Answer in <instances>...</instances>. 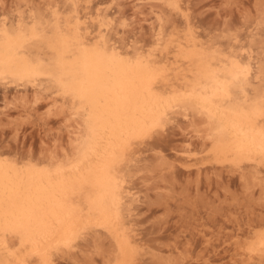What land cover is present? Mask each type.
Instances as JSON below:
<instances>
[{"label":"bare ground","instance_id":"6f19581e","mask_svg":"<svg viewBox=\"0 0 264 264\" xmlns=\"http://www.w3.org/2000/svg\"><path fill=\"white\" fill-rule=\"evenodd\" d=\"M81 3L69 0V12L47 3L49 18L29 9V17L0 19V88L47 95L73 122L62 151L23 158L0 149V264H147L136 179L165 157L163 143L180 117L202 146L184 138L162 171L200 176L237 168L264 189L260 31L212 33L188 3L160 0L153 38L126 43L113 39L111 10L98 4L94 32ZM181 22V34L166 33ZM201 154L211 168L202 167ZM247 234L244 252L264 264V230Z\"/></svg>","mask_w":264,"mask_h":264},{"label":"rangeland","instance_id":"374dc122","mask_svg":"<svg viewBox=\"0 0 264 264\" xmlns=\"http://www.w3.org/2000/svg\"><path fill=\"white\" fill-rule=\"evenodd\" d=\"M51 1L55 3L52 4ZM92 1L82 0L83 6L81 3V12L86 22L90 20V26L95 27L101 19L97 14L100 13L98 4L103 3L102 6L108 12L111 10L110 15L114 16L110 22L106 19L114 40L116 37L120 39L123 36L124 41L128 43L138 37V40H142L141 43H145L149 38L148 42L153 38L158 27L153 11L160 10L161 7L157 6L160 5V0ZM181 1L191 6L194 20L199 22L201 28H207L206 31L212 33L219 32L217 29L232 32L245 31L244 29H249L246 32L260 31V44L256 46L258 50L264 51V21L262 22L264 20V0ZM47 3L53 6L58 4L66 11L69 9L67 12L71 10L69 0H0V19L4 17L8 20L18 19L21 15L29 17L31 14L29 9L30 11L34 9L42 16L49 18L51 5ZM94 3L97 5L94 6ZM51 8L54 7L51 6ZM87 8L90 10L89 13H87ZM124 15H127L129 20ZM179 24L176 25L178 27L175 26V30L174 26L169 24L171 27H165L166 33L171 31L181 34L185 26L182 22ZM93 27L91 30L96 31V27ZM142 37L148 39H139ZM29 90L23 92L22 88H0V149L23 158L28 156L36 158L53 151H62V145L66 147L69 143L68 124L73 123L72 120L64 117L65 120L62 113L60 115L56 108H52L50 97L46 98L47 95L44 97L42 94L34 93L35 91L31 88ZM26 93H29V96ZM25 96L29 98V101H25ZM34 96H38L36 97L38 99ZM34 99L37 101H33ZM27 106H30L28 110ZM34 107H38L39 110ZM30 110L33 113L38 111L36 113L40 114L39 117L36 113L33 115ZM168 134L169 141L163 143L162 146L165 157L151 161L155 168H153L154 171H147L142 176L143 178L140 176L138 180L136 179L137 187L141 186L138 187L140 198L141 195L144 197L141 198V202L138 201V206L140 208L139 217L142 219L139 227L142 232H147V235L143 234L144 241H146L145 238L149 239L146 241L149 243L147 244L149 246V252L146 255L147 264H261L258 258L249 257L244 252L249 230L252 228L264 230V189L263 185H259L261 182L253 176L251 178L250 175L244 178L236 172L237 168L229 170V167L227 171L224 169L225 172L222 170L221 173H224L221 175H219V170H215L217 175L212 172L214 175L209 173V176L203 172L198 176L194 171L189 174L181 167H177L174 174L165 173L159 164L163 163L162 166H167L168 163L174 162L176 150L187 138H192V141L200 148L202 146L201 138L196 136L182 117L179 118L175 127L168 130ZM201 155L199 159L201 162H199L204 165L203 168L212 164V160ZM213 164L208 168H211ZM255 180H258V183ZM142 188L145 191L142 192ZM143 228L145 231L142 230ZM80 262L85 264L89 261L84 258ZM98 262L100 263V260ZM70 264L73 263L70 262Z\"/></svg>","mask_w":264,"mask_h":264}]
</instances>
